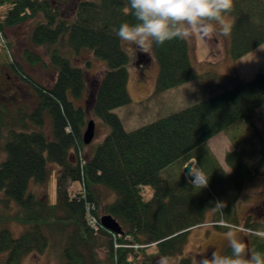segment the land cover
<instances>
[{
	"label": "trees",
	"instance_id": "1",
	"mask_svg": "<svg viewBox=\"0 0 264 264\" xmlns=\"http://www.w3.org/2000/svg\"><path fill=\"white\" fill-rule=\"evenodd\" d=\"M128 6L129 0H0V9L9 8L0 31L35 24L31 44L49 61L29 50L24 59L57 76L46 89L21 74L15 63L10 66L33 90L36 108L30 114L22 108L15 113L6 106L0 109V264H22L31 254L50 250L58 253L61 264H152L162 255L177 260L192 230L209 217L215 226H236L245 190L264 176L263 161L250 166L249 157L238 150L226 155L230 173L224 172L207 146L240 123L253 128L264 107V72L139 130H125L116 111L132 104L131 59L117 32L122 23H136L125 12ZM226 17L232 19L227 55L233 61L264 46V0H234ZM85 52L107 64L87 108L80 104L88 80L75 65ZM153 56L159 66L157 94L201 78L186 38L153 45ZM89 115L109 133L83 161ZM194 160L206 187L192 184L184 172ZM50 166L58 168L55 204L31 190L47 185ZM76 183L82 188L75 189ZM100 213L116 220L122 235L102 228ZM11 224L23 229L20 236H14ZM248 243L249 250L264 253V239L253 235ZM225 255H231L229 247Z\"/></svg>",
	"mask_w": 264,
	"mask_h": 264
},
{
	"label": "rangeland",
	"instance_id": "2",
	"mask_svg": "<svg viewBox=\"0 0 264 264\" xmlns=\"http://www.w3.org/2000/svg\"><path fill=\"white\" fill-rule=\"evenodd\" d=\"M8 10V7L0 9V21L4 19ZM225 20L231 26L232 19L226 17ZM34 27L35 24L30 23L7 30L5 33L0 31V109L1 105L6 106L11 113L22 108L30 114L36 108L33 90L10 68L12 63L18 65L21 74L36 85L50 89L56 82V74L48 67L46 68L42 64L31 65L24 59V52L29 50L41 55L44 63L49 61L48 58L43 57L42 49H36L31 44ZM186 39L190 45L193 67L201 78L196 82L162 94L156 93L159 66L153 56V47L148 52H143L123 42V47L131 59L128 92L132 104L117 110L116 114L127 132L139 130L160 119L200 104L234 88L239 83L250 82L257 74L264 72V46L249 56L233 61L227 55L229 36L220 34L219 29L216 33L206 36L194 33ZM87 63H90L89 67ZM75 65L85 71L88 80L86 97L80 104L87 108V101L94 84L107 71V64L96 60L90 53L85 52L75 59ZM90 122L95 123V137L92 144L86 146L82 152L81 159L83 161L98 144L104 141L109 133L108 129L91 115L88 116L87 126ZM49 130L50 127L47 128L48 134ZM207 146L216 155L214 156L218 158L219 164L226 173H230V169L225 163V157L234 150L244 151L249 157L250 166H258L263 161L264 168V107L256 113L253 128L240 123L209 141ZM1 159L2 155H0ZM191 163L194 170L203 179L198 172L197 162L194 160ZM190 164L185 167L184 172ZM49 170L51 175L47 185H33L31 190L38 198L42 199L46 196L50 204H55L57 201L58 168L50 166ZM198 187H206V185L203 183ZM74 188L81 189L82 186L80 183H76ZM101 195L108 201L112 199L105 191H101ZM146 197L147 199L152 197L151 190H146ZM16 211L17 209L12 205L11 213L16 214ZM1 212H3V208L0 204ZM104 216L106 215L100 213V220ZM215 223L209 217L204 225L192 230L184 255L175 260V264L181 259L187 258L191 260V264H199L202 258H211L213 252L225 255V251L229 247L226 239V234L229 231L234 232L239 239L246 243L248 248L251 236L255 235L264 239V176L259 177L245 190L241 199L240 219L236 226L229 227L222 222L220 226H215ZM249 224L254 228H248ZM218 227L229 231L221 232L217 229ZM10 229L15 237L20 236L23 232V229L16 224H11ZM255 230L259 233H254ZM139 262H143V257L139 258ZM22 264H61V260L56 251L50 250L43 255L31 254L24 259ZM152 264H157V261Z\"/></svg>",
	"mask_w": 264,
	"mask_h": 264
},
{
	"label": "clouds",
	"instance_id": "3",
	"mask_svg": "<svg viewBox=\"0 0 264 264\" xmlns=\"http://www.w3.org/2000/svg\"><path fill=\"white\" fill-rule=\"evenodd\" d=\"M233 7L234 0H129L125 12H131L136 23H122L117 36L143 52L194 33L206 36L219 29L227 36L231 26L224 17ZM226 239L231 255L213 252L211 258L204 257L199 264H264V253L249 250L234 232L229 231ZM157 264H175V260L162 255Z\"/></svg>",
	"mask_w": 264,
	"mask_h": 264
},
{
	"label": "water",
	"instance_id": "4",
	"mask_svg": "<svg viewBox=\"0 0 264 264\" xmlns=\"http://www.w3.org/2000/svg\"><path fill=\"white\" fill-rule=\"evenodd\" d=\"M95 137V123L90 122L87 126V129L83 135V144L85 146H89L92 144ZM188 170H185V173L187 174ZM192 181V179H190ZM102 228H104L106 231L115 234V235H122V228L120 224L114 220L111 216H104L100 220Z\"/></svg>",
	"mask_w": 264,
	"mask_h": 264
},
{
	"label": "bare ground",
	"instance_id": "5",
	"mask_svg": "<svg viewBox=\"0 0 264 264\" xmlns=\"http://www.w3.org/2000/svg\"><path fill=\"white\" fill-rule=\"evenodd\" d=\"M188 171L190 172V175L197 184L203 183V180L201 179L200 175L194 170L192 166L189 167Z\"/></svg>",
	"mask_w": 264,
	"mask_h": 264
},
{
	"label": "built area",
	"instance_id": "6",
	"mask_svg": "<svg viewBox=\"0 0 264 264\" xmlns=\"http://www.w3.org/2000/svg\"><path fill=\"white\" fill-rule=\"evenodd\" d=\"M189 164H190V163H189ZM190 166L193 167V164L191 163V164L187 167V170L189 169ZM193 168H194V167H193ZM187 176H188L189 179H192V183H193L194 185H196V186H199V185L202 186V184L204 183V182H203L202 184H197V183L194 181V179L192 178V176L190 175V172H189V171L187 172ZM135 248L137 249V247H135Z\"/></svg>",
	"mask_w": 264,
	"mask_h": 264
},
{
	"label": "crops",
	"instance_id": "7",
	"mask_svg": "<svg viewBox=\"0 0 264 264\" xmlns=\"http://www.w3.org/2000/svg\"><path fill=\"white\" fill-rule=\"evenodd\" d=\"M215 155V154H214ZM216 156V155H215ZM217 158V157H216ZM217 160H218V158H217Z\"/></svg>",
	"mask_w": 264,
	"mask_h": 264
}]
</instances>
